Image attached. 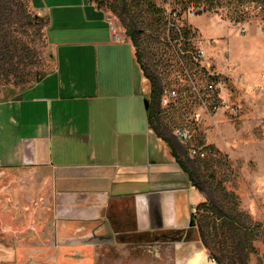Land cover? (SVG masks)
I'll list each match as a JSON object with an SVG mask.
<instances>
[{
	"label": "crops",
	"instance_id": "1",
	"mask_svg": "<svg viewBox=\"0 0 264 264\" xmlns=\"http://www.w3.org/2000/svg\"><path fill=\"white\" fill-rule=\"evenodd\" d=\"M30 1L48 17L54 63L42 80L0 95V181L5 175L19 178L8 197L20 204L17 189L24 176L26 197L29 187L30 199L41 196L47 204L40 209L44 221L25 218L24 234L33 246L64 249L23 261L80 264L75 256L82 253L81 245L95 240L75 243L69 238L84 229L103 232L111 242L117 238L129 243L123 237L129 232L149 234L153 240L156 232L188 227L205 197L174 155L182 142L166 140L149 120L143 97L152 92V82L132 41L115 39L108 12L93 0L55 1L51 7L45 0ZM69 22L80 27L74 29ZM0 188L3 198L6 188ZM12 208L20 215L6 225L0 209V229L14 241L23 220L22 210ZM26 214L35 216L37 211L30 206ZM37 227L41 242L34 243ZM2 242L0 238V264H22L19 243L6 247ZM175 243L176 251L189 244ZM198 247L175 256L177 262L215 264L196 254L203 251Z\"/></svg>",
	"mask_w": 264,
	"mask_h": 264
},
{
	"label": "rangeland",
	"instance_id": "2",
	"mask_svg": "<svg viewBox=\"0 0 264 264\" xmlns=\"http://www.w3.org/2000/svg\"><path fill=\"white\" fill-rule=\"evenodd\" d=\"M55 1L64 0H45V3L50 6ZM96 1H100L107 12L118 16V31L134 44L138 62L146 75L150 76V80L152 79L155 90L153 96L149 92L143 97L144 106L145 100H153V112H158L156 115L161 124L156 122V118L152 124L159 134L170 141L175 137L173 127L164 114L165 109L161 107V98L174 74L172 63L167 61L171 51L167 40V25L172 10L182 8L190 0H153L152 6L134 8V23L132 22L129 30L122 23L110 0ZM13 2L17 6L26 3L28 11L40 22L39 25L29 24L24 30L23 40L27 44L23 45L25 54L21 63L24 73L21 79L14 77L11 80V84L18 88L34 82L36 76L49 72L53 68L54 60L47 36L48 17L36 11L30 0H10V3ZM244 2L245 0L234 1L224 8L220 6L214 13L200 14L186 22V27L189 28L186 35L195 34L206 47L204 70L218 74L222 99L221 110L213 118L206 119L197 126L196 140L197 143L206 145L209 152L207 159L191 158L184 144L179 147L176 156L178 162H186L193 171L192 182L197 184L196 188L205 197L200 202L204 203L202 207L197 211L194 209L197 212V224L188 237V240L197 245L190 242V245L176 251L173 240H165L159 244L150 241L123 243L116 238L111 242L110 237L103 232L93 234L84 229L82 233L69 239L75 243L78 240H95L89 252L84 253L82 247L80 248L82 256L90 254L91 264H179L175 256L179 259L198 246L203 251L196 254L206 255L215 264L218 262L214 258L223 264H264V32L254 15L248 17L251 20L249 35L235 33L230 27V21L242 17L241 8ZM75 10L79 12L78 8ZM200 18L203 21L196 23V19ZM78 19L70 17L69 21ZM69 25L74 29L80 27L74 22H69ZM133 29L136 31L135 38L130 34ZM174 60L179 66L180 60L177 57ZM233 105L238 107L235 112L230 108ZM175 108L168 111L180 121L183 112ZM21 179L23 184L17 190L22 194V203L20 206H13L22 210L23 221L19 222V231L14 241L12 235L3 237L4 227H1L2 243L6 247L19 243L18 250L24 255L52 254L50 246H33L31 237L24 234L27 225L24 224L25 218L27 222L44 221V213L40 209L47 204L41 196L30 201V188H27L26 197L23 175ZM16 183H21L19 178L8 175L0 182V187L3 185L2 188H6L5 195L0 198V209L6 225L15 215H20L8 204L11 196L7 193L10 190L14 192ZM14 202L18 204V200ZM30 206L36 209L35 216L25 214ZM37 229L38 233L35 232L32 238L34 243L41 242L42 231L40 227ZM202 231H205L206 238L202 236ZM60 249L64 247L60 246Z\"/></svg>",
	"mask_w": 264,
	"mask_h": 264
},
{
	"label": "built area",
	"instance_id": "3",
	"mask_svg": "<svg viewBox=\"0 0 264 264\" xmlns=\"http://www.w3.org/2000/svg\"><path fill=\"white\" fill-rule=\"evenodd\" d=\"M234 1L238 0L186 1L182 8L178 7L172 10L167 25V40L171 50H169L170 55L167 57V61L172 63L174 74L161 98V107L166 110H164V114L169 118L175 137L186 146L188 155L194 159L205 160L209 156V152L205 148L206 145L197 143V126L206 119L213 118L221 110L222 99L217 80L218 74L204 70L206 47L195 34L186 35L189 29L186 27V22L200 14L214 13L221 8L220 6L224 8ZM241 12L240 19L230 21V27L235 33L243 36L250 34L249 15L256 16L261 30L264 32V0H245ZM117 19L115 14L108 12L107 21L111 32L116 40L123 41L126 37L118 31ZM176 57L180 60L179 66L174 60ZM186 57L187 59H185ZM170 108L183 112L180 121H177L168 111ZM230 108L234 112L238 109L235 105ZM262 141H264V134Z\"/></svg>",
	"mask_w": 264,
	"mask_h": 264
},
{
	"label": "trees",
	"instance_id": "4",
	"mask_svg": "<svg viewBox=\"0 0 264 264\" xmlns=\"http://www.w3.org/2000/svg\"><path fill=\"white\" fill-rule=\"evenodd\" d=\"M97 3L99 7H102V3L100 1L93 0ZM111 3L114 5V10L118 13L121 18L122 23L124 26L129 30L132 27V22L134 23V17L132 14V10L139 6L153 5V0H110ZM103 8V7H102ZM118 17V16H117ZM131 21H130V20ZM39 25V20L32 16L31 12L28 11L26 3L18 6L13 2L10 3V0H0V95L5 92V90H9V92L14 90H22L34 82L38 81L40 77L45 76L47 73H42L36 76L34 82L30 83L29 85L18 87L11 84V80L14 77L21 79L24 69L21 67L22 61H24V47L23 45H27L24 43L23 40V33L24 30L29 26V24ZM49 23V22H48ZM131 23V24H130ZM135 29H133L130 34L132 38L135 35ZM135 38V37H134ZM136 56L137 52H136ZM26 59V58H25ZM138 60V58H137ZM143 69V68H142ZM150 78V76H148ZM152 82L153 90L151 92L152 96L154 95V84ZM149 101V108H148V117L149 120L152 122L156 118V122L160 120L158 118V112L154 114L153 112V100ZM158 111V110H157ZM158 119V120H157ZM161 124V123H160ZM170 146H172L170 144ZM174 155L177 153L173 150ZM181 166L183 170L189 175L190 179L194 175L193 171L188 167V164L184 161H181ZM192 180V179H191ZM197 187V184H194ZM204 203H199L196 206V211L199 210ZM197 224V212L193 213V225ZM205 232V231H204ZM202 231V236L206 238L205 233ZM142 235L143 239H147L149 234H139ZM129 238H126V241ZM130 241V240H129ZM218 264H223L221 261L214 258Z\"/></svg>",
	"mask_w": 264,
	"mask_h": 264
},
{
	"label": "flooded vegetation",
	"instance_id": "5",
	"mask_svg": "<svg viewBox=\"0 0 264 264\" xmlns=\"http://www.w3.org/2000/svg\"><path fill=\"white\" fill-rule=\"evenodd\" d=\"M2 181V180H1ZM0 181V182H1ZM3 186V185H2ZM10 186L12 187V184H10ZM10 193V195L12 194L11 190L8 192V194ZM10 199L8 198V201ZM32 199H30L31 201ZM9 205H12L15 204L16 206H20V204H17L15 203L14 201L10 203H8ZM25 214H26V211H25ZM27 226V225H26ZM195 227V225H193V213L191 214V219H190V224L188 227L186 228H183V229H179V230H168V231H160V232H156V237L155 239L153 240H149V238L147 239H143L142 235H139V234H136V233H133V232H129L128 234H124L123 237L126 239V238H129L130 242H143V241H150V242H154L155 244L156 243H163L165 240H173L175 242H178V241H185V242H192L190 240H188V237L190 235V233H192V229ZM149 243V242H148ZM82 246V249H83V252L86 253V252H89L90 251V248L92 246V244H84V245H81ZM52 250H53V253L52 254H45V256H51L53 254H55L57 251H63V249H60V246H51ZM29 255H23L22 256V261L23 260H26V258H28ZM90 254H84L82 256V254H76L75 256V261L79 260L80 264H90ZM22 264H26L25 261L22 262Z\"/></svg>",
	"mask_w": 264,
	"mask_h": 264
},
{
	"label": "water",
	"instance_id": "6",
	"mask_svg": "<svg viewBox=\"0 0 264 264\" xmlns=\"http://www.w3.org/2000/svg\"><path fill=\"white\" fill-rule=\"evenodd\" d=\"M43 77H44V76H43ZM43 77H40V78L38 79V81L42 80ZM145 102H146V104H145L146 108H149V101H148V100H145Z\"/></svg>",
	"mask_w": 264,
	"mask_h": 264
}]
</instances>
